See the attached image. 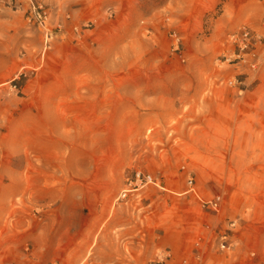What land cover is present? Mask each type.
Here are the masks:
<instances>
[{
    "label": "rangeland",
    "instance_id": "1",
    "mask_svg": "<svg viewBox=\"0 0 264 264\" xmlns=\"http://www.w3.org/2000/svg\"><path fill=\"white\" fill-rule=\"evenodd\" d=\"M243 27L254 71L223 60ZM234 219L264 247V0H0V264H179Z\"/></svg>",
    "mask_w": 264,
    "mask_h": 264
},
{
    "label": "built area",
    "instance_id": "2",
    "mask_svg": "<svg viewBox=\"0 0 264 264\" xmlns=\"http://www.w3.org/2000/svg\"><path fill=\"white\" fill-rule=\"evenodd\" d=\"M47 19L48 14L44 6L31 2L29 20H35L39 26L45 27ZM261 44L262 37L250 27L230 31L226 36L225 46L227 53L223 55V60L238 65H247L249 69L254 71L258 69L260 64L259 49ZM240 76L236 75L228 80V85L231 87L236 86L240 83ZM150 183L156 184L152 176L138 171L136 172L134 187L131 186L132 188L124 190L122 196L126 197L129 191L138 188L140 185ZM184 194H193L195 196L200 210L205 216H218L226 205L225 198L221 194L211 198L202 197L195 187L193 178L188 180V189ZM239 231L240 225L237 219L227 222L223 227L213 226L206 221L193 238V247L181 258L179 264H242L243 261L252 264L262 257L264 247L257 248L250 244L247 246L245 254L241 255L239 252L245 244L237 235ZM172 257V251L166 250L159 258L164 261L170 260Z\"/></svg>",
    "mask_w": 264,
    "mask_h": 264
}]
</instances>
